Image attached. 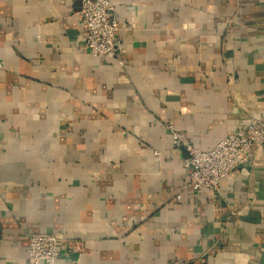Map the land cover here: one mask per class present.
<instances>
[{
    "label": "crops",
    "instance_id": "crops-1",
    "mask_svg": "<svg viewBox=\"0 0 264 264\" xmlns=\"http://www.w3.org/2000/svg\"><path fill=\"white\" fill-rule=\"evenodd\" d=\"M109 1L94 56L73 0H0V264L37 232L79 264H264V144L192 191L168 129L208 151L264 123V0Z\"/></svg>",
    "mask_w": 264,
    "mask_h": 264
},
{
    "label": "built area",
    "instance_id": "built-area-1",
    "mask_svg": "<svg viewBox=\"0 0 264 264\" xmlns=\"http://www.w3.org/2000/svg\"><path fill=\"white\" fill-rule=\"evenodd\" d=\"M78 2V18L86 32L83 48L94 56L116 51L118 23L109 0H73ZM122 64L121 61H119ZM174 150H185L183 160L185 188L208 189L219 193V184L235 168L243 165L250 154L264 144V123L254 120L240 127L208 151L195 148L181 133L168 126ZM179 199V196L176 197ZM26 264H79L80 244L71 243L62 234L37 232L28 236ZM76 257H72L73 255Z\"/></svg>",
    "mask_w": 264,
    "mask_h": 264
},
{
    "label": "water",
    "instance_id": "water-1",
    "mask_svg": "<svg viewBox=\"0 0 264 264\" xmlns=\"http://www.w3.org/2000/svg\"><path fill=\"white\" fill-rule=\"evenodd\" d=\"M77 4L79 5V3L77 2ZM183 151H185V150H183Z\"/></svg>",
    "mask_w": 264,
    "mask_h": 264
}]
</instances>
